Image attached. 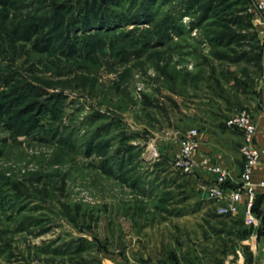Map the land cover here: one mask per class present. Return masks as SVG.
Instances as JSON below:
<instances>
[{"label": "rangeland", "instance_id": "1", "mask_svg": "<svg viewBox=\"0 0 264 264\" xmlns=\"http://www.w3.org/2000/svg\"><path fill=\"white\" fill-rule=\"evenodd\" d=\"M250 7L0 0V264L231 254L220 204L172 158L190 130L239 154L226 121L243 109L264 120V45Z\"/></svg>", "mask_w": 264, "mask_h": 264}, {"label": "built area", "instance_id": "2", "mask_svg": "<svg viewBox=\"0 0 264 264\" xmlns=\"http://www.w3.org/2000/svg\"><path fill=\"white\" fill-rule=\"evenodd\" d=\"M250 1V12L255 17L264 45V0ZM226 128L236 130L242 139L239 154L243 166L239 182L235 186H228L229 181L232 179L228 169L214 164L208 157L200 156L197 158L200 146L196 130L188 131L180 143L178 151L172 158L173 170L180 175L188 177L197 173L212 177V183L205 185L203 189L208 200L220 204L217 211L218 215L236 214L242 203L243 195H245L244 225L256 232L260 228L261 218L255 215L251 209L256 197V188L264 190V181L255 182L253 176L259 163L264 160V149L256 148L254 145L256 123L247 110H240L230 116L226 121ZM156 156L151 151V157ZM261 213L264 215V204L262 205ZM237 254L239 255V253ZM123 264L137 263L125 261Z\"/></svg>", "mask_w": 264, "mask_h": 264}, {"label": "crops", "instance_id": "3", "mask_svg": "<svg viewBox=\"0 0 264 264\" xmlns=\"http://www.w3.org/2000/svg\"><path fill=\"white\" fill-rule=\"evenodd\" d=\"M263 112L255 114L256 121V135L254 138V145L256 148L264 149V120ZM227 131H232L227 129ZM241 135L239 134V144ZM199 140V155L213 159L218 165L228 169L231 173L232 179L229 181L228 186H235L239 182V178L242 171V160L238 153L233 151V148L229 145H220L217 144L211 145L206 139V136H198ZM203 177L202 185H207L212 183V177L207 175L200 174ZM253 179L255 182L264 181V160H262L257 168L255 169ZM205 195V194H204ZM264 190L261 188H256V197H255V208L257 211H260L262 205L264 204L263 200ZM246 197L243 195L242 203L239 207L245 208ZM216 220L222 222L226 231H222L229 235V238L235 240L237 247L234 246L231 254H228L226 258L222 260H209L205 262L198 260L197 257H191L190 254H187L183 259H174L169 264H264V225L261 223L258 231L254 232L252 229L244 225V217H240L236 214L234 215H216L214 216ZM239 253V255L237 254ZM103 264H123L124 260L120 256H109L102 261ZM141 264H165L162 261L153 259H147L142 261Z\"/></svg>", "mask_w": 264, "mask_h": 264}, {"label": "trees", "instance_id": "4", "mask_svg": "<svg viewBox=\"0 0 264 264\" xmlns=\"http://www.w3.org/2000/svg\"><path fill=\"white\" fill-rule=\"evenodd\" d=\"M5 2V1H3ZM95 8V4L93 5H90L89 7L86 6V9L85 11L87 12V16L89 17H92V18H95L96 17V13L94 14L93 10ZM37 35V34H36ZM40 44L38 42L34 43L33 46H34V49L37 51V52H40V53H43L46 51V49H43V47H41V45L39 46ZM3 112L2 110V107L0 106V115L1 113ZM263 200H264V196H263ZM251 211L257 215L258 217L261 218V223L264 225V215L261 213V209L260 211H257V209L255 208V200H254V203H253V206H252V209ZM20 264H26L25 262H22Z\"/></svg>", "mask_w": 264, "mask_h": 264}]
</instances>
